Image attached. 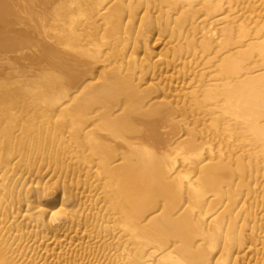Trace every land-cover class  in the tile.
<instances>
[{
	"label": "bare ground",
	"instance_id": "bare-ground-1",
	"mask_svg": "<svg viewBox=\"0 0 264 264\" xmlns=\"http://www.w3.org/2000/svg\"><path fill=\"white\" fill-rule=\"evenodd\" d=\"M234 1L0 0V164L58 173L23 196L63 221L51 236L90 228L119 264H236L260 229L264 20ZM187 55L208 71L172 88ZM0 264H21L1 239Z\"/></svg>",
	"mask_w": 264,
	"mask_h": 264
},
{
	"label": "rangeland",
	"instance_id": "rangeland-1",
	"mask_svg": "<svg viewBox=\"0 0 264 264\" xmlns=\"http://www.w3.org/2000/svg\"><path fill=\"white\" fill-rule=\"evenodd\" d=\"M231 6V10L227 13L235 17L234 21L261 22L264 20V0L234 1ZM224 9L225 11L228 10L226 4ZM228 14L225 12L223 15ZM200 21L201 18L198 19L197 24ZM207 24L205 25L206 28L208 27ZM166 40L167 34L163 40H158L154 48L155 52L162 51ZM185 59L189 60L190 57L187 55L182 59H177L174 66L168 68L166 76L165 74L162 75L165 78L171 75L169 79H171L172 88L182 87L181 84L176 83L178 80L175 77L179 74L181 79L186 78L188 81L195 72L208 71V64L202 65L200 62H187L186 65H183L182 60ZM15 134H20V129H17ZM21 140H24V137ZM20 157V152H16L12 154L8 166L0 164V239L9 247V254L21 264H119V261L116 262L112 258L114 250L109 236L99 240L93 234L88 233L90 228H80L74 223L61 228L57 232V237L50 235V226L56 227L63 221H50L48 208L39 210L36 205L30 204L29 201L26 203L23 196L28 189H31L32 192L41 191L42 185L56 180L58 173H52V168L40 160L36 162L35 168L28 170L19 161ZM39 176L43 178L40 183L37 182ZM12 189L13 191H11ZM51 191L44 198V201L57 203L61 192L60 190ZM254 191L255 194H258V198L263 200L258 207H254L259 217L260 229L257 235L248 239L240 250L236 264H264V179L259 181L254 187ZM12 192L13 195H11ZM19 195L22 196V199L18 203ZM58 207L59 204L57 203L54 209ZM87 243L90 244L93 252L88 254V258L72 263L71 255L80 252L87 246Z\"/></svg>",
	"mask_w": 264,
	"mask_h": 264
}]
</instances>
